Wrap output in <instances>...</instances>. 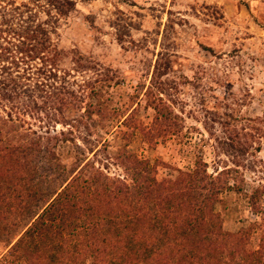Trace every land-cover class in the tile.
<instances>
[{
    "label": "rangeland",
    "instance_id": "374dc122",
    "mask_svg": "<svg viewBox=\"0 0 264 264\" xmlns=\"http://www.w3.org/2000/svg\"><path fill=\"white\" fill-rule=\"evenodd\" d=\"M73 1L50 35L60 50L59 81H68V92L55 90L59 111L45 104L22 115L24 128L63 131L61 137L69 139L54 143L64 169L50 171L39 157L41 185L58 187L86 157L109 177L126 179L122 153L157 162L159 178L201 159L209 174L230 169L234 190L222 194L216 206L223 229L235 232L258 220L248 198L264 186V0ZM23 4L39 20L47 18L43 0H0V11L17 6L22 12ZM10 17L1 11L5 38L12 35L4 26H19ZM158 97L179 116L174 121L180 128L147 145L121 122L127 117L128 125H149L154 118L149 102ZM59 98L70 104H59ZM86 102L102 113L79 120ZM7 111L19 113L0 100V114ZM28 221L18 213L0 219V264H25L12 246ZM257 244L256 232L249 245Z\"/></svg>",
    "mask_w": 264,
    "mask_h": 264
},
{
    "label": "trees",
    "instance_id": "16d2710c",
    "mask_svg": "<svg viewBox=\"0 0 264 264\" xmlns=\"http://www.w3.org/2000/svg\"><path fill=\"white\" fill-rule=\"evenodd\" d=\"M74 6L73 0H43L47 18L40 20L28 5L22 12L1 6L19 26H4L12 37L0 36V100L19 113L0 114V219L11 213L29 219L12 250L20 251L25 264H264V186L248 198L258 220L235 232L222 227L216 206L222 194L234 190L229 168L212 175L196 159L175 169V176L159 178L157 162L126 152L119 157L127 179L109 177L86 157L70 167L58 187L41 185L39 157L50 171L63 167L54 143L69 139L61 137L63 131L24 128L22 115L45 104L59 111L52 97L59 88L68 92V81H59L60 50L50 35ZM62 103L70 104L59 98ZM149 105L154 110L149 125H128L127 117L121 123L154 145L178 132L179 116L160 97ZM102 111L86 102L79 120ZM256 232L258 244L252 248Z\"/></svg>",
    "mask_w": 264,
    "mask_h": 264
}]
</instances>
